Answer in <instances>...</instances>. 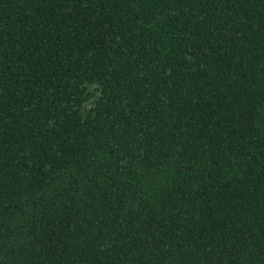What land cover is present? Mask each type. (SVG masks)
I'll return each instance as SVG.
<instances>
[{
	"label": "trees",
	"instance_id": "1",
	"mask_svg": "<svg viewBox=\"0 0 264 264\" xmlns=\"http://www.w3.org/2000/svg\"><path fill=\"white\" fill-rule=\"evenodd\" d=\"M0 264H264V0H0Z\"/></svg>",
	"mask_w": 264,
	"mask_h": 264
}]
</instances>
